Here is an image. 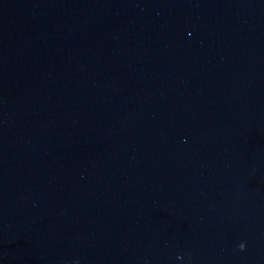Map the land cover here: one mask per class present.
<instances>
[{
  "label": "water",
  "instance_id": "95a60500",
  "mask_svg": "<svg viewBox=\"0 0 264 264\" xmlns=\"http://www.w3.org/2000/svg\"><path fill=\"white\" fill-rule=\"evenodd\" d=\"M0 264H264V0H0Z\"/></svg>",
  "mask_w": 264,
  "mask_h": 264
},
{
  "label": "clouds",
  "instance_id": "9594fccd",
  "mask_svg": "<svg viewBox=\"0 0 264 264\" xmlns=\"http://www.w3.org/2000/svg\"><path fill=\"white\" fill-rule=\"evenodd\" d=\"M237 247H238V250H241V251H242V250L244 249L245 246H244L243 243H241V244H239Z\"/></svg>",
  "mask_w": 264,
  "mask_h": 264
}]
</instances>
